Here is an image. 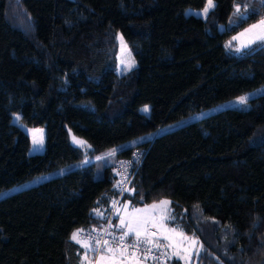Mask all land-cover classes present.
I'll return each instance as SVG.
<instances>
[{"label":"trees","instance_id":"trees-1","mask_svg":"<svg viewBox=\"0 0 264 264\" xmlns=\"http://www.w3.org/2000/svg\"><path fill=\"white\" fill-rule=\"evenodd\" d=\"M205 2L0 0V194L153 135L1 199L0 264H87L71 236L104 227L114 166L134 150L143 159L119 206L170 201V228L199 243L192 264H264V94L156 135L264 86V43L237 52L233 42L264 17V0H214L206 17L185 15ZM117 33L136 62L120 77ZM14 114L44 128L40 155H28Z\"/></svg>","mask_w":264,"mask_h":264},{"label":"rangeland","instance_id":"rangeland-1","mask_svg":"<svg viewBox=\"0 0 264 264\" xmlns=\"http://www.w3.org/2000/svg\"><path fill=\"white\" fill-rule=\"evenodd\" d=\"M207 4V0L204 4V6L201 9H187L185 11V15H192L195 17H199V18H204L205 16L203 15V9ZM212 9H210L211 11ZM123 61V63H122ZM129 65H131L130 70H126L128 69ZM136 66V62L127 46V44L125 43V41L123 40L121 34L117 33L116 34V66H115V74L120 77L128 72H130L131 70H133ZM264 94V86L257 88L255 90H252L250 92H247L245 94H243V97H248L247 101L258 96ZM236 97L232 100H228L220 105L214 106L212 108L203 110L201 112L198 113H194L191 115H188L174 123H170V124H166L161 126L157 132L156 135H161L164 134L166 132L172 131L176 128H179L181 126H184L188 123H191L193 121H197L199 119H202L210 114H213L217 111L223 110V109H227V108H235V107H240L243 104L239 103V98L242 97ZM145 106H142L139 108V112L145 116L148 115L149 112L145 113L144 111H142V109ZM11 122L12 124L16 125L18 128H20L25 135L28 138V143H29V148H28V155L29 156H37L40 155L43 152V148H44V138H45V130L43 127H35V128H29L26 127L24 124H22L19 120V115L18 114H14L11 117ZM34 129H41L42 131V135H43V146H36L33 144V134L31 130ZM39 135V133L37 134ZM153 138V135H147L141 138H138V140L132 141L122 147L116 148V149H112L115 150V153H117L119 150H121L122 148H130L133 146H137L140 144H143L145 142L151 141ZM70 144L72 147L83 150L84 152L89 151V148L87 146V144H78L74 141V137L70 135ZM112 150L106 151L103 154H101L100 156H97L93 159L90 158H85L81 163H77V164H73L70 166H67L63 169H59L56 171H53L51 173H48L44 176L41 177H37L33 180H30L22 185L16 186L14 188H12L11 190L5 191L3 193L0 194V200L13 195L15 193H18L20 191L35 187L39 184H42L43 182H46L48 180H51L53 178H57V177H61L64 176L66 174H68L69 172L76 170L80 167L83 166H87L90 165L96 161H101V160H105L109 157H112L113 155H110L109 153L112 152ZM115 155V154H114ZM159 203V202H158ZM157 203V204H158ZM127 203L121 204V205H125ZM120 205V206H121ZM128 205V204H127ZM120 206L118 208H120ZM129 206V205H128ZM142 207V208H135V209H144L146 208ZM133 208H131L130 206L127 209V212H131ZM168 209H170V205H168ZM151 214V216L155 217V223L157 224V228H154V230H156L159 233V236L161 237V239L165 242L166 244V248L168 250V252H171V254H173V256L176 258V261H179L183 264H192L196 258V256L199 253L200 247H199V243H197L195 246H193L190 242V240H185L184 239V235H180L179 232L172 231L173 229L170 228V222L172 221V219H165L163 220V222H161L160 220V210L159 209H149L148 210ZM120 214L122 215H126V212L124 211L123 208H120ZM115 215H116V211H115ZM169 215L172 217V212L170 210ZM161 223L163 224L162 227H159L161 225ZM164 237H169L170 239L165 240ZM190 238V237H189ZM171 245V246H169ZM87 255V259H86V263L87 264H91L92 262V251H87L86 252ZM170 258L172 259L171 255ZM99 259V258H98ZM125 264H136L135 261H126ZM141 264H149V263H145L143 261H141Z\"/></svg>","mask_w":264,"mask_h":264},{"label":"snow or ice","instance_id":"snow-or-ice-1","mask_svg":"<svg viewBox=\"0 0 264 264\" xmlns=\"http://www.w3.org/2000/svg\"><path fill=\"white\" fill-rule=\"evenodd\" d=\"M215 7L214 0H207V4L203 9V15L206 17L210 11ZM234 15L244 16L245 13L240 11L239 6L236 7ZM248 36L246 42L241 43L240 47L236 48V51L239 52L241 48L250 46L252 43L262 42L264 43V20L259 21L258 24L252 25L249 29H246L245 32L240 33L239 36L233 37V40H240V37ZM231 42H229L228 47H231ZM123 63V61H122ZM131 65L128 69L130 70ZM248 97H240L239 103L244 104L247 102ZM142 111L145 113L149 112L148 106H145ZM33 134V144L36 146H43V135L41 129L31 130ZM39 133V135H37ZM74 141L78 144L83 145L85 142L76 140ZM110 155L115 154V150L109 153ZM117 187L121 188V194L123 192H131L127 188L124 181L118 182ZM170 201L161 200L158 204L153 203L152 205L147 206L144 209H135L133 208L131 212H127L128 205H121L120 208H123L126 212V215L120 214V208H116L119 204V201L113 200V207L116 208V215L119 217V224L115 225V228L120 230V234L116 235L115 233L109 232L108 229H103V235L90 237L89 239L95 240V245L89 244L87 241H81L79 239L80 233L83 232V229H78L71 236V239L77 243H80L81 246L87 251H92L96 253H102L99 256V259L96 260V264H125L126 261H135L136 264H141L140 257L137 256V253L143 252L144 259H147L148 256L153 252V248H163L165 247L160 243V238L157 236L156 232L151 231V228H157V224L154 222L155 217L151 216L149 209L160 210V220L163 222L165 219H175L169 215ZM98 215H103L102 213L97 212ZM163 224L159 227H162ZM113 225L111 221L108 222V228H112ZM172 231H175L173 229ZM183 235V233H179ZM104 235L111 236L112 239H104ZM132 237L131 242L128 238ZM155 238V239H154ZM165 240L170 239L169 237H164ZM185 240H190L191 244L195 246L198 241L194 238L184 237ZM151 246V247H149ZM171 246V245H169ZM87 259V255L85 256Z\"/></svg>","mask_w":264,"mask_h":264},{"label":"built area","instance_id":"built-area-1","mask_svg":"<svg viewBox=\"0 0 264 264\" xmlns=\"http://www.w3.org/2000/svg\"><path fill=\"white\" fill-rule=\"evenodd\" d=\"M261 20H264V17ZM143 155H144V151L134 150L130 153L128 158L120 160L115 164L114 169H113V176L115 178V189H116V194H117V198L115 200L119 201V203H120L121 198L125 195L126 192H123V194H121V188L117 187V184H118V182L124 181L127 188H129V186L132 182L133 176H134L137 168L139 167V165L143 159ZM118 207H119V204L116 206V208H118ZM116 208L113 207V204L111 202L109 207H108V215H107L104 227L98 231H83L80 233L79 239L81 241H87L91 245H95V240H91L89 238L103 235V229H108L109 232H112V233H115L116 235H119L120 230L116 229L115 227L114 228L113 227L108 228V222L113 221ZM150 230L155 232L152 229H150ZM157 236H158V234H157ZM104 239L111 240L112 237L104 235ZM128 240H129V242H131L132 237L130 236L128 238ZM160 243L163 244L161 241H160ZM149 247H151V246H149ZM101 254L102 253L92 252L91 264H96V260L99 258V256ZM137 256L140 257V261H143L145 263L169 264V255H168L165 247L153 248V252L148 256L147 259H144L142 251L140 253H137Z\"/></svg>","mask_w":264,"mask_h":264},{"label":"crops","instance_id":"crops-1","mask_svg":"<svg viewBox=\"0 0 264 264\" xmlns=\"http://www.w3.org/2000/svg\"><path fill=\"white\" fill-rule=\"evenodd\" d=\"M259 23V22H258ZM258 23H256V24H258ZM251 27V26H250ZM250 27H247V28H245V29H243L242 31H240L239 33H237L234 37H237V36H239V34L240 33H243V32H245V30L246 29H249ZM247 39H248V36H244V37H240V40H233V42H235L236 44H237V46L238 47H240V45H241V43H243V42H246L247 41ZM259 42V41H258ZM257 43V42H256ZM253 44H255V43H252L251 45H253ZM250 45V46H251ZM249 47V46H248ZM246 48V47H245ZM241 49H244V48H241ZM122 215V214H121ZM119 217L117 216V215H115V225H117V224H119ZM152 230H154V228H151ZM155 232H157L156 230H154ZM157 234H158V236H159V233L157 232ZM159 238H160V241L163 243V245L166 247V244H165V242L161 239V237L159 236ZM76 244H77V246L81 249V251H82V256L84 257V259H85V256H86V250L81 246V244L80 243H77L76 242ZM167 249V248H166ZM168 251V250H167ZM169 253V255H171V257L174 259V260H176V258L173 256V254H171V252H168ZM85 262H86V259H85Z\"/></svg>","mask_w":264,"mask_h":264}]
</instances>
